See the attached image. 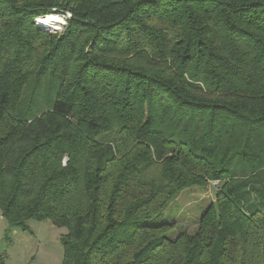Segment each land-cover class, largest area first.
<instances>
[{"label":"trees","instance_id":"1","mask_svg":"<svg viewBox=\"0 0 264 264\" xmlns=\"http://www.w3.org/2000/svg\"><path fill=\"white\" fill-rule=\"evenodd\" d=\"M0 212L63 264H264V0H0Z\"/></svg>","mask_w":264,"mask_h":264},{"label":"rangeland","instance_id":"2","mask_svg":"<svg viewBox=\"0 0 264 264\" xmlns=\"http://www.w3.org/2000/svg\"><path fill=\"white\" fill-rule=\"evenodd\" d=\"M65 23L67 24L66 20ZM65 26L64 24L54 28L46 25L50 33L58 35L64 31ZM219 185V181H210L207 188L194 186L184 189L164 213L150 223L175 222L177 225L172 234L193 232L198 225L197 220H200L208 206L215 202ZM29 226L30 232L21 229L8 232V222L0 212V253L5 254L4 264H63L64 248L61 239L67 229L59 228L50 221H30Z\"/></svg>","mask_w":264,"mask_h":264},{"label":"bare ground","instance_id":"3","mask_svg":"<svg viewBox=\"0 0 264 264\" xmlns=\"http://www.w3.org/2000/svg\"><path fill=\"white\" fill-rule=\"evenodd\" d=\"M42 20L41 19L39 21V23L43 26H50V27H54V28H58L60 25H62L61 23H63V18L58 16V15H54V14H51V15H48L45 17V19L43 20V23H42Z\"/></svg>","mask_w":264,"mask_h":264},{"label":"built area","instance_id":"4","mask_svg":"<svg viewBox=\"0 0 264 264\" xmlns=\"http://www.w3.org/2000/svg\"><path fill=\"white\" fill-rule=\"evenodd\" d=\"M59 16V15H58ZM60 17H62L63 18V24L62 25H66V23H65V20H67L68 18H70L71 17V15L70 14H67L66 16H60ZM41 20V18H39V19H37V23H39V21ZM40 24V23H39ZM46 27V26H45ZM47 28H49V27H47Z\"/></svg>","mask_w":264,"mask_h":264},{"label":"crops","instance_id":"5","mask_svg":"<svg viewBox=\"0 0 264 264\" xmlns=\"http://www.w3.org/2000/svg\"><path fill=\"white\" fill-rule=\"evenodd\" d=\"M0 255H2V257H3V260H5V259H4V258H5V254H1V253H0Z\"/></svg>","mask_w":264,"mask_h":264}]
</instances>
